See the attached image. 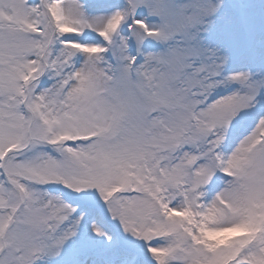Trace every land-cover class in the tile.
Listing matches in <instances>:
<instances>
[{
    "label": "snow or ice",
    "instance_id": "snow-or-ice-1",
    "mask_svg": "<svg viewBox=\"0 0 264 264\" xmlns=\"http://www.w3.org/2000/svg\"><path fill=\"white\" fill-rule=\"evenodd\" d=\"M0 264H264V0H0Z\"/></svg>",
    "mask_w": 264,
    "mask_h": 264
}]
</instances>
